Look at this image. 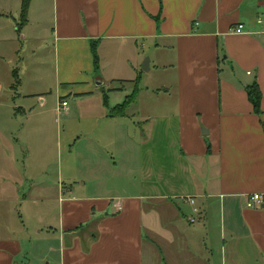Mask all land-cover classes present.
<instances>
[{
  "label": "crops",
  "instance_id": "obj_1",
  "mask_svg": "<svg viewBox=\"0 0 264 264\" xmlns=\"http://www.w3.org/2000/svg\"><path fill=\"white\" fill-rule=\"evenodd\" d=\"M34 2L18 32L21 0H0V44L14 46L11 95L42 107L39 93H17L24 67L12 66L47 3ZM48 3L54 92L80 99L69 87L78 83L83 99L99 94L82 120L97 148L68 149L79 163L56 164L53 180L24 178L56 193L19 195L39 211L0 230V264H264V201L245 207L246 196L264 197V0ZM115 94L123 100L111 103ZM45 197L53 209L39 206Z\"/></svg>",
  "mask_w": 264,
  "mask_h": 264
},
{
  "label": "rangeland",
  "instance_id": "obj_2",
  "mask_svg": "<svg viewBox=\"0 0 264 264\" xmlns=\"http://www.w3.org/2000/svg\"><path fill=\"white\" fill-rule=\"evenodd\" d=\"M41 1L47 2L46 6H42L40 10L34 8L32 17L35 20H32V27L26 31L28 39L26 47L29 52L20 54V61L14 60L12 66L24 67V74L19 78L21 85L17 93H39L45 101L42 107L38 105L37 98L14 99L11 95L8 88L12 82L10 67L7 66L6 60L14 59L11 53L14 46L0 44V230L3 233L9 221L13 222L18 214L24 215L23 212H27V207L31 217L39 211L36 205L25 208L16 204L20 194L34 199L40 191H44L45 196L49 198L56 193L55 184L53 188L50 185L47 189H38V186H35L37 184L32 183V188L29 189L24 184V178L39 180L41 176L47 174L49 180H53L56 164L62 168L68 158L73 159L76 164L79 163V159L73 158L68 149L97 148L91 145L93 142L85 138L87 134L82 120L87 119L86 113L94 107V101L99 94L95 93L94 96L89 95L84 97L88 99H83L79 93L82 90L79 89H84V86L75 83L69 87L75 90L74 94L79 95L75 96L80 99H66L70 113L67 117L57 112V105L64 100H58L54 91L62 81L56 78L55 61L51 50L50 3L48 0H36L34 3ZM122 100L123 95L115 94L111 98V103ZM22 107H28L30 113L26 115L19 112L18 109ZM46 165H48L47 172L39 169ZM60 187L62 188V184ZM45 198H47L46 204L39 206L47 210L49 207L53 209L55 205L52 203L53 198L50 202L48 197Z\"/></svg>",
  "mask_w": 264,
  "mask_h": 264
},
{
  "label": "trees",
  "instance_id": "obj_3",
  "mask_svg": "<svg viewBox=\"0 0 264 264\" xmlns=\"http://www.w3.org/2000/svg\"><path fill=\"white\" fill-rule=\"evenodd\" d=\"M28 0H21L20 3V11H19V17H18V23H17V30H19L26 24V15H27V10H28ZM92 49V59H93V64H96L97 61V55H96V49L94 47H91ZM12 77V87H16L19 84L18 81V74L15 70L12 71L11 73ZM247 91V97L250 101V103L253 105V109L255 112H258V107H259V99H260V91L257 89V86L255 83H253L251 86L246 87ZM128 102V99L125 101V103L117 106L118 110L122 111L125 108V104Z\"/></svg>",
  "mask_w": 264,
  "mask_h": 264
},
{
  "label": "built area",
  "instance_id": "obj_4",
  "mask_svg": "<svg viewBox=\"0 0 264 264\" xmlns=\"http://www.w3.org/2000/svg\"><path fill=\"white\" fill-rule=\"evenodd\" d=\"M241 28L242 26H237L235 29H231V31L235 34H240L241 33ZM66 107H67V102L62 101L57 105V112L58 113H66ZM264 201V197L260 194L254 193L246 196L245 198V207L247 208H254L255 206L261 205V203ZM192 203V201H189ZM195 212V211H194ZM190 222H194V219H190Z\"/></svg>",
  "mask_w": 264,
  "mask_h": 264
},
{
  "label": "water",
  "instance_id": "obj_5",
  "mask_svg": "<svg viewBox=\"0 0 264 264\" xmlns=\"http://www.w3.org/2000/svg\"><path fill=\"white\" fill-rule=\"evenodd\" d=\"M144 62H146V60H145ZM146 63H147V62H146Z\"/></svg>",
  "mask_w": 264,
  "mask_h": 264
}]
</instances>
